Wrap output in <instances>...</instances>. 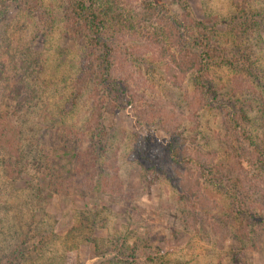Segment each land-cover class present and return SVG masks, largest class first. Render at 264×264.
Segmentation results:
<instances>
[{
	"label": "rangeland",
	"instance_id": "374dc122",
	"mask_svg": "<svg viewBox=\"0 0 264 264\" xmlns=\"http://www.w3.org/2000/svg\"><path fill=\"white\" fill-rule=\"evenodd\" d=\"M150 1L173 18L186 7L210 23L222 45L253 62L250 74L217 67L204 96L142 59L129 83L144 99L98 122L95 87L76 96L91 51L66 1L38 0L33 11L22 0H0V77L17 86L27 63L39 99L21 110L0 84V129L9 123L22 137L18 162L0 148V264L20 233L41 249L38 264H264V0ZM176 120L188 151L220 170L218 182L202 183L190 200L150 168L166 161L161 121ZM96 125L106 127L105 141H94ZM134 136L146 152L133 151Z\"/></svg>",
	"mask_w": 264,
	"mask_h": 264
},
{
	"label": "trees",
	"instance_id": "16d2710c",
	"mask_svg": "<svg viewBox=\"0 0 264 264\" xmlns=\"http://www.w3.org/2000/svg\"><path fill=\"white\" fill-rule=\"evenodd\" d=\"M65 1L72 24L83 30L85 34L83 43L91 51L80 66L74 83L76 96L83 95L84 89L90 86L95 87L97 99L93 105L92 117L98 122L113 117L122 103L134 108L133 103L138 102V99H144V93L134 91L129 83L134 82V71L142 59L150 64L155 62L162 65L163 75L169 82L176 84L179 79L190 80L196 92L204 96L208 95L211 89L212 72L215 68L228 66L235 71L246 70L247 74H250L253 66V62L248 59L239 60L233 47L228 48L220 43L217 33L208 27L210 23L195 21L186 7L182 8L181 19H176L170 16L167 9L154 6L150 0H140L137 4L131 0ZM22 2L30 10L38 11V0ZM236 36L241 40V31ZM26 50L30 53L27 48ZM19 51L20 49L16 48L13 53ZM20 67L26 75L22 77L24 75L22 74L17 86H11L8 78L1 77L0 84L4 80L6 85L4 89H9L13 100L20 99L17 104L21 110L37 108L38 89H35L28 80L30 67L27 63H22ZM0 74L3 73L0 71ZM22 93L24 97H21ZM136 113L141 114L138 110ZM163 122L161 121L162 130L169 135L166 161L164 159L150 168L174 183L184 198L188 200L197 198L202 183L218 182L220 170L213 169L214 163L209 157L197 152L191 154L188 151L184 139L177 132L178 120L174 124ZM6 128L7 131L0 129V148L7 152L9 158L14 156L18 162L22 145L21 134L9 123ZM46 128L50 129L49 126ZM95 128L94 141H105L108 137L106 127L96 125ZM46 131L45 129L43 137H46ZM88 131L90 132V129ZM133 140V151L146 152L145 144L138 137L134 136ZM73 143L76 141L73 140ZM95 144L91 148L94 154L98 156L101 153L103 157L105 153L97 152ZM255 151L259 152V149L256 148ZM92 158L95 162L101 159L95 155ZM139 159L146 161L141 154ZM147 160L153 162L151 158ZM10 172L12 176L18 177L17 171ZM28 242L27 234L21 236L20 233L16 236L12 247L7 251V264L42 262L41 249Z\"/></svg>",
	"mask_w": 264,
	"mask_h": 264
}]
</instances>
